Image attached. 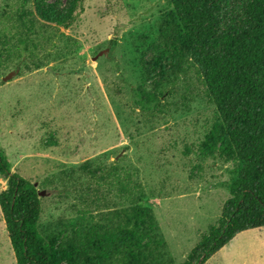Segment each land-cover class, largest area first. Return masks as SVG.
Returning a JSON list of instances; mask_svg holds the SVG:
<instances>
[{"label": "rangeland", "instance_id": "obj_1", "mask_svg": "<svg viewBox=\"0 0 264 264\" xmlns=\"http://www.w3.org/2000/svg\"><path fill=\"white\" fill-rule=\"evenodd\" d=\"M242 3L225 0L223 18L241 21ZM5 4L0 0V12ZM83 7L68 29H59L76 41L72 51L31 72L19 64L20 74L0 85V150L13 172L36 184L43 235L89 217L67 174L80 177L86 161L136 169L147 193L143 203L181 264L215 226L228 198L223 183L231 164L199 153L214 106L192 71L147 65L157 56L166 0H84ZM57 44L66 52L61 40ZM15 65L3 68L1 79ZM5 187L0 178V192ZM0 264H15L1 214ZM205 264H264V227L239 234Z\"/></svg>", "mask_w": 264, "mask_h": 264}, {"label": "trees", "instance_id": "obj_2", "mask_svg": "<svg viewBox=\"0 0 264 264\" xmlns=\"http://www.w3.org/2000/svg\"><path fill=\"white\" fill-rule=\"evenodd\" d=\"M224 1L166 0L157 56L147 63L162 72L169 64L172 72L192 71L199 78L215 109L199 153L203 159L218 154L231 164L220 217L181 264H205L240 233L264 227V0H242L239 22L223 18ZM83 4L6 0L0 12V85L1 71L14 62L16 74L19 64L20 71L31 72L72 51L76 41L59 29L76 21ZM78 171L80 177L65 179L89 217L43 235L36 184L13 172L0 150V178L6 182L0 214L15 264H175L153 210L143 203L147 193L136 169L86 161Z\"/></svg>", "mask_w": 264, "mask_h": 264}, {"label": "water", "instance_id": "obj_3", "mask_svg": "<svg viewBox=\"0 0 264 264\" xmlns=\"http://www.w3.org/2000/svg\"><path fill=\"white\" fill-rule=\"evenodd\" d=\"M12 74H15V72L9 74L6 78H2V80H6V79H9L11 77Z\"/></svg>", "mask_w": 264, "mask_h": 264}, {"label": "crops", "instance_id": "obj_4", "mask_svg": "<svg viewBox=\"0 0 264 264\" xmlns=\"http://www.w3.org/2000/svg\"><path fill=\"white\" fill-rule=\"evenodd\" d=\"M247 232V231H246ZM241 234V233H240ZM238 236V235H237ZM219 252V251H218Z\"/></svg>", "mask_w": 264, "mask_h": 264}]
</instances>
